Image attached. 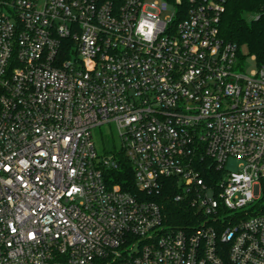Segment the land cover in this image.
Segmentation results:
<instances>
[{"label":"built area","instance_id":"2783aa9c","mask_svg":"<svg viewBox=\"0 0 264 264\" xmlns=\"http://www.w3.org/2000/svg\"><path fill=\"white\" fill-rule=\"evenodd\" d=\"M223 10L0 0V264H264V67ZM122 158L135 193L109 184Z\"/></svg>","mask_w":264,"mask_h":264},{"label":"trees","instance_id":"16d2710c","mask_svg":"<svg viewBox=\"0 0 264 264\" xmlns=\"http://www.w3.org/2000/svg\"><path fill=\"white\" fill-rule=\"evenodd\" d=\"M246 15L252 19L247 21ZM219 36L235 44L240 50L247 48L248 54L255 57L258 67H264V0H224V10L219 18ZM120 171L108 172L110 186L118 185L122 191L135 193L131 167L122 158ZM174 219H187L192 214L184 208L169 205Z\"/></svg>","mask_w":264,"mask_h":264},{"label":"rangeland","instance_id":"374dc122","mask_svg":"<svg viewBox=\"0 0 264 264\" xmlns=\"http://www.w3.org/2000/svg\"><path fill=\"white\" fill-rule=\"evenodd\" d=\"M245 19L250 21L251 15H246ZM244 58V69L247 73L256 69V62L248 54L245 46L241 47ZM92 141L98 156L111 155L120 149V142L113 124H107L92 130Z\"/></svg>","mask_w":264,"mask_h":264}]
</instances>
